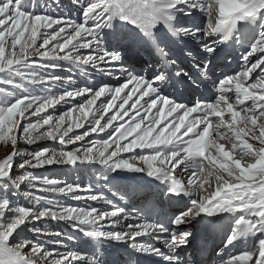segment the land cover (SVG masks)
I'll return each mask as SVG.
<instances>
[{"label": "snow or ice", "instance_id": "snow-or-ice-1", "mask_svg": "<svg viewBox=\"0 0 264 264\" xmlns=\"http://www.w3.org/2000/svg\"><path fill=\"white\" fill-rule=\"evenodd\" d=\"M0 152V264H264V0H0Z\"/></svg>", "mask_w": 264, "mask_h": 264}, {"label": "rangeland", "instance_id": "rangeland-1", "mask_svg": "<svg viewBox=\"0 0 264 264\" xmlns=\"http://www.w3.org/2000/svg\"><path fill=\"white\" fill-rule=\"evenodd\" d=\"M41 143L42 144H51L52 142L43 141ZM30 147H35V146H30ZM0 154H2V152H0ZM33 171H35L37 174L46 175V176H48V178H57V179H62V180H68L69 177H74V179H71L70 182H72L76 178L74 173L67 170V166H58L56 171H45L43 169L33 170Z\"/></svg>", "mask_w": 264, "mask_h": 264}, {"label": "bare ground", "instance_id": "bare-ground-1", "mask_svg": "<svg viewBox=\"0 0 264 264\" xmlns=\"http://www.w3.org/2000/svg\"><path fill=\"white\" fill-rule=\"evenodd\" d=\"M65 2L67 3V0H65ZM233 67H236V65H233ZM71 179H74V177H69L68 178V181L70 182ZM72 203H75V202H72ZM218 224L221 225L219 227V230H221V237H222L224 235L225 231L227 230V228L229 227V224H228V221L227 220L221 221ZM212 240H214V238H212Z\"/></svg>", "mask_w": 264, "mask_h": 264}]
</instances>
